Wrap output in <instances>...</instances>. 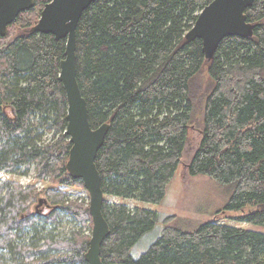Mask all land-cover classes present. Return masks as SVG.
Here are the masks:
<instances>
[{"label":"trees","instance_id":"16d2710c","mask_svg":"<svg viewBox=\"0 0 264 264\" xmlns=\"http://www.w3.org/2000/svg\"><path fill=\"white\" fill-rule=\"evenodd\" d=\"M210 1L95 0L78 22L77 83L91 128L108 125L95 160L109 228L103 264H264L263 232L215 222L190 232L164 229L135 260L131 250L158 214L105 200L160 204L196 126L189 176L228 187L222 212H240L236 221L264 228V0L244 11L251 35L224 38L207 59L201 40L185 35ZM47 2L34 0L0 35V172L26 176L33 169L37 180L82 187L67 167L71 143L59 81L66 40L33 31ZM15 27L23 32L15 35ZM204 66L211 83L198 126L191 82ZM45 192L44 199L31 186L0 185V264H88L90 236L54 240L45 232L67 216L81 227L92 224L89 207ZM47 202L54 208L48 215L39 209Z\"/></svg>","mask_w":264,"mask_h":264},{"label":"water","instance_id":"95a60500","mask_svg":"<svg viewBox=\"0 0 264 264\" xmlns=\"http://www.w3.org/2000/svg\"><path fill=\"white\" fill-rule=\"evenodd\" d=\"M95 0H48L40 12L34 32L49 34L56 40L65 39V58L60 62L59 81L67 101L66 135L71 148L67 167L73 177L83 183L88 193L89 214L92 230L89 248L85 254L88 264H103L100 259L101 245L109 234L108 224L102 215L104 195L100 174L95 160L104 143L108 125L92 129L86 101L81 95L76 79V28L82 13ZM255 0H211L198 14L192 28L186 33L189 42L199 39L202 52L211 59L219 43L226 37H248L251 26L246 22L244 11ZM34 6V0H0V35L15 23L20 13ZM42 200H39L41 203Z\"/></svg>","mask_w":264,"mask_h":264},{"label":"rangeland","instance_id":"374dc122","mask_svg":"<svg viewBox=\"0 0 264 264\" xmlns=\"http://www.w3.org/2000/svg\"><path fill=\"white\" fill-rule=\"evenodd\" d=\"M34 16V15H33ZM26 19L33 20L31 16ZM15 35L22 33L19 27L14 28ZM27 31V30H26ZM207 67H203L191 82V91L195 103V116L198 124L201 123L202 97L208 91L210 79L207 75ZM200 130L198 127H191L188 140L184 149L182 162L176 170L173 178L170 180L165 189V195L160 204L142 203L134 200H119L115 197H105L108 203H123L129 209L141 208L154 211L158 214L159 220L155 227L142 237V239L132 248L131 255L136 260L141 254L145 253L161 232L167 228H179L182 231H194L202 223L215 222L222 225H228L245 230H253L264 233V228L238 222L235 218L240 217V212H222V208L230 197V189L221 186L205 176L191 177L187 172V164L192 158L193 153L198 147L200 141ZM50 135H45L44 139L48 140ZM4 181L14 182L22 187H34L40 192L38 198H44L46 190H53L66 194L68 202H76L88 206L89 196L85 188L67 187L58 182H51L48 178L43 181L36 179L33 169H30L26 176L11 175L0 172V185ZM48 203V202H47ZM49 205V206H48ZM41 206L40 212L48 215L54 209L51 204ZM61 215H64L62 213ZM45 234L52 235L54 240L69 239L70 233H81V236H91L92 224L86 223L85 227L75 223L68 216L61 220L59 226H48Z\"/></svg>","mask_w":264,"mask_h":264}]
</instances>
